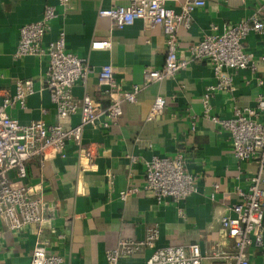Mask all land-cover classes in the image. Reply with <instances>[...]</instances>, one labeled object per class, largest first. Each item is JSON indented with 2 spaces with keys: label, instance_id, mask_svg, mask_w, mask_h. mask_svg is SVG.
Returning a JSON list of instances; mask_svg holds the SVG:
<instances>
[{
  "label": "crops",
  "instance_id": "crops-1",
  "mask_svg": "<svg viewBox=\"0 0 264 264\" xmlns=\"http://www.w3.org/2000/svg\"><path fill=\"white\" fill-rule=\"evenodd\" d=\"M57 2L0 0V104L6 95L15 93L17 80L31 79L34 91L26 97L25 107L18 102L6 107L7 113L23 124L59 121L43 87L47 68L44 55L14 56L20 28L39 20L43 8ZM127 3L69 0L66 9L58 7L42 38L45 46L64 32L66 49L86 59L89 71L72 87L75 99L87 94L102 107L109 103L105 86L97 81L98 71L105 64L112 65L114 81L121 89L139 87L134 102H122L116 123L107 129L84 127L83 142L97 149L95 165L87 167L80 161L73 143L67 144L65 157L35 158L27 163L24 181L39 191L48 206L42 235L46 250L63 257L66 264H107L106 251L119 239L142 240L146 229L157 225V247L171 245L187 250L196 243L203 255L201 264H226L228 258L224 256L233 252V243L225 236L220 218L230 214L231 205L237 201L235 189H245L248 177L258 173L261 166L256 160L238 161L228 133L204 115L201 95L217 81L207 61L191 60L186 69L172 76L146 80L145 70H159L165 61L162 28L144 31L143 22L135 20L119 29L107 17L98 16L99 9ZM259 4L260 0H205L204 7L192 12L188 27L177 25L178 53L185 55L204 36L220 34L241 18L252 16ZM105 38L111 40L109 49H91L93 40ZM242 47L253 54L256 67L234 71L232 91L213 93L212 115L230 117L234 107L254 106L259 96H264V29L250 32ZM157 95L165 99L164 110L148 120ZM258 119L264 121V111ZM78 121L74 115L68 123ZM178 152L183 153L188 171L196 175V191L185 199L166 198L158 203L142 189L146 162L153 155L172 157ZM128 189L135 190L120 198L119 193ZM37 237V225L14 231L0 221V262L28 261ZM262 238L261 245L248 249L250 264H264V230ZM149 254L150 249L144 248L120 263L144 264Z\"/></svg>",
  "mask_w": 264,
  "mask_h": 264
},
{
  "label": "built area",
  "instance_id": "built-area-1",
  "mask_svg": "<svg viewBox=\"0 0 264 264\" xmlns=\"http://www.w3.org/2000/svg\"><path fill=\"white\" fill-rule=\"evenodd\" d=\"M69 0H58L55 5H46L39 20L20 28L19 41L14 56L44 55L47 60L46 77L43 87L54 103L59 121L46 124L42 120L27 124L11 117L6 107L18 102L25 107V100L33 93L31 79H19L15 83V93L6 95L0 104V221L10 230L18 231L29 225H37L38 237L33 244L28 261L23 263L0 264H66L57 253L48 252L43 239L48 206L38 190L26 183L27 163L35 158L65 157L68 143L77 147V156L87 167L95 165L97 149L92 143H84L82 134L85 126L107 129L118 121L122 114V102H134L139 90L134 85L131 90H123L114 81L111 64H105L97 74L100 86L109 96V103L102 107L99 102L85 94L80 100L74 98L72 87L78 80H84L89 71L86 59L78 57L66 49L64 32L42 46V38L48 31L58 7L66 9ZM205 6V0H128L126 5H112L99 9L98 16L107 17L113 27L122 29L135 20L143 22L144 31L160 26L165 35L166 54L163 67L159 70L146 69L147 81L158 80L186 69L191 60L207 61L216 76V83L208 86L201 95L203 113L228 133L232 153L238 161L256 160L261 168L249 176L245 189L237 187V201L229 209L230 214L220 218L225 236L233 243V252L226 255V264H250L248 249L262 244L264 230V121L258 119L264 111V96H259L254 106L234 107L230 117L212 115L210 98L217 91L234 89L233 72L238 69H255L253 54L242 47L243 39L250 32L264 29V0L256 12L241 18L222 33L204 36L193 43L185 55L177 51L176 27H188L191 14ZM91 49L107 50L110 39H95ZM224 71V72H223ZM223 72V73H222ZM259 84L262 80L258 81ZM165 99L157 95L150 107L147 119L162 114ZM77 115L75 125L68 120ZM13 173V177L10 176ZM218 185L215 184L214 188ZM142 189L150 193L158 203L166 198L185 199L196 191V175L188 171L183 153L172 157L153 155L146 162ZM128 189L119 193L124 199ZM159 237L157 225L146 229L142 240L119 239L116 246L106 251L107 264H121L120 260L131 257L144 248L150 254L144 264H201L203 255L198 244L157 247Z\"/></svg>",
  "mask_w": 264,
  "mask_h": 264
}]
</instances>
